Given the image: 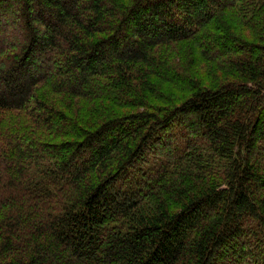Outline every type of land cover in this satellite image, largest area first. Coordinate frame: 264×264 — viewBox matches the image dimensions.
I'll use <instances>...</instances> for the list:
<instances>
[{
    "label": "trees",
    "instance_id": "16d2710c",
    "mask_svg": "<svg viewBox=\"0 0 264 264\" xmlns=\"http://www.w3.org/2000/svg\"><path fill=\"white\" fill-rule=\"evenodd\" d=\"M0 264H264V0H0Z\"/></svg>",
    "mask_w": 264,
    "mask_h": 264
},
{
    "label": "rangeland",
    "instance_id": "374dc122",
    "mask_svg": "<svg viewBox=\"0 0 264 264\" xmlns=\"http://www.w3.org/2000/svg\"><path fill=\"white\" fill-rule=\"evenodd\" d=\"M16 20V19H15ZM12 19V21H15ZM173 47H164L161 50L160 57L169 55V60L172 62V67H181L184 69H194V67H199V60L196 56L190 54L193 49L186 43H174ZM98 86H102L104 91L108 90L110 83L107 79H101L98 81ZM37 99L44 102L45 104H50L54 106L57 111L58 109L70 114L72 117L75 115L84 116L87 119H94L98 121L101 117V110L98 106L93 105L92 102L88 100H83L79 98H74L69 95L53 91L51 87L42 83L36 89ZM24 116L18 115L16 112H6L4 113V119L10 124L14 122H24Z\"/></svg>",
    "mask_w": 264,
    "mask_h": 264
}]
</instances>
